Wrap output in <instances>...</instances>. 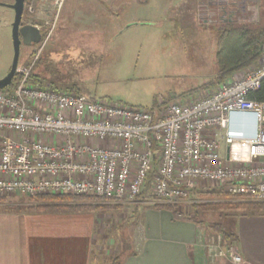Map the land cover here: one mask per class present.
I'll list each match as a JSON object with an SVG mask.
<instances>
[{
  "label": "built area",
  "instance_id": "2783aa9c",
  "mask_svg": "<svg viewBox=\"0 0 264 264\" xmlns=\"http://www.w3.org/2000/svg\"><path fill=\"white\" fill-rule=\"evenodd\" d=\"M260 55L242 78L161 112L38 88L32 63L17 86L0 90V196L95 195L131 204L151 193L176 205L209 183L264 202V101L249 98L264 78V49ZM236 112L257 117L253 137L230 129ZM218 238L207 236L208 257L242 264L236 245Z\"/></svg>",
  "mask_w": 264,
  "mask_h": 264
},
{
  "label": "rangeland",
  "instance_id": "374dc122",
  "mask_svg": "<svg viewBox=\"0 0 264 264\" xmlns=\"http://www.w3.org/2000/svg\"><path fill=\"white\" fill-rule=\"evenodd\" d=\"M0 2L12 5L15 0ZM224 8L220 4L200 5L199 0H151L146 6L133 0H28L23 23L40 28L43 38L40 44L22 45L18 72L38 61L42 78L54 83L46 84L49 89H74L96 100L161 112L165 105L178 103L182 93L215 79L218 69L213 61L218 31L227 18ZM237 11L233 18L239 21L258 23L264 17L258 5H251L246 14ZM14 17L12 9L0 7V80L13 63ZM202 60L208 61L204 70L197 67ZM243 76L241 72L235 80ZM199 186L202 190L222 189L209 183ZM0 198V213L19 206L26 210L36 201L28 194ZM140 200L143 204H123L120 210L92 213L101 220L97 235L102 237L103 232L108 241L105 249L96 244L92 264H111L113 258L122 256V244L123 250L129 251L130 218L139 210L160 204L151 193ZM200 201L192 194L174 206L184 216L203 220L206 226L223 222L228 229L245 215L200 212L195 216L193 203Z\"/></svg>",
  "mask_w": 264,
  "mask_h": 264
},
{
  "label": "crops",
  "instance_id": "0c3cea01",
  "mask_svg": "<svg viewBox=\"0 0 264 264\" xmlns=\"http://www.w3.org/2000/svg\"><path fill=\"white\" fill-rule=\"evenodd\" d=\"M133 1L140 6L151 2ZM218 3L219 0H199L200 5ZM262 3L264 0H229L223 6L225 16L234 19V22H246L233 18L237 10L241 9L246 14L250 12L251 5L259 6ZM204 60L197 66L199 69L204 70L208 64ZM215 63L217 64L213 61V65ZM209 91L211 90L183 97L186 93H182L177 102L195 101ZM229 117L230 129L247 137L255 135L257 117L252 113L236 112ZM228 152L229 149L222 143L220 154L227 157ZM131 204L143 202L137 199ZM172 215L169 211L154 208H144L134 214L130 218V239L126 242L129 251L125 252L122 244L119 252L123 258L121 264H234L226 258L208 257L204 248L207 236L218 240L219 236L206 225L197 223L191 217L176 219ZM99 218L92 213L2 212L0 264H92L96 244L103 249L108 246L103 232H100L102 237L97 235L101 223ZM233 226L237 238L236 251L243 258L242 264H264V214L241 215L235 219ZM209 232L212 233L208 234Z\"/></svg>",
  "mask_w": 264,
  "mask_h": 264
},
{
  "label": "trees",
  "instance_id": "16d2710c",
  "mask_svg": "<svg viewBox=\"0 0 264 264\" xmlns=\"http://www.w3.org/2000/svg\"><path fill=\"white\" fill-rule=\"evenodd\" d=\"M146 0L143 3H146ZM28 0L25 2V7ZM142 3V2H141ZM259 8L264 10V3L259 4ZM224 12L225 9L223 10ZM258 23L249 22H234V19L228 17L226 20L222 21L220 30L218 31L217 40V52H216V62L218 73L215 79L203 84L200 88L190 91L188 94L183 96H189L191 93H199L202 91L215 90L221 85L231 81V79L236 78V75L246 71L247 68H252L257 66L260 59L261 53L264 49V17H260ZM31 70L30 82L34 86L42 89H49L46 84H54L53 82L46 81V78H42L39 62L33 63ZM31 64L27 66L30 68ZM21 73L17 72L12 84L5 91L11 90V88L17 86L21 81ZM54 90L60 91L56 87ZM68 91H75L70 89ZM78 92V91H77ZM250 99L256 101H264V78L261 83V88L256 90L249 95ZM196 197H198L200 202L193 203V209L195 211V216H198L200 212L204 213H223L226 217H232L234 213H244L246 214H263L264 213V203L253 202L247 198H240V196L228 194L223 190H200L195 192ZM144 193H141L137 199H141ZM35 205L26 207H12L8 212H35V213H95L98 211L105 210H120L122 207L115 199L98 198L94 196H39L35 197ZM0 201H3L0 198ZM117 203V205L110 204ZM108 203V204H107ZM154 209L166 210L171 212L176 219H189L190 217L184 216V214L177 211L176 207L172 204H154ZM261 212V213H260ZM235 215V214H234ZM196 220L199 224H204L203 220ZM226 223H209L206 227L209 230L217 234L221 240L227 245H236L237 238L234 232V226L230 229L227 227ZM122 257L117 256L112 259L111 264H121Z\"/></svg>",
  "mask_w": 264,
  "mask_h": 264
},
{
  "label": "water",
  "instance_id": "95a60500",
  "mask_svg": "<svg viewBox=\"0 0 264 264\" xmlns=\"http://www.w3.org/2000/svg\"><path fill=\"white\" fill-rule=\"evenodd\" d=\"M25 2L26 0H15L12 5L0 3V7L7 6L12 9L15 16L11 27L14 48L13 63L11 64L12 67L7 76L0 80V90L8 88L18 72L21 45L23 44L24 46L31 47L42 42L43 34L40 28L35 25H22V15L24 14Z\"/></svg>",
  "mask_w": 264,
  "mask_h": 264
},
{
  "label": "flooded vegetation",
  "instance_id": "af4514ba",
  "mask_svg": "<svg viewBox=\"0 0 264 264\" xmlns=\"http://www.w3.org/2000/svg\"><path fill=\"white\" fill-rule=\"evenodd\" d=\"M0 3L2 4V2H0ZM5 5H6V4H5ZM23 15H24V14H23ZM23 15H22V16H23ZM23 17H24V16H23ZM22 25H25V24L23 23V20H22ZM22 45H23V44H22ZM22 45H21V47H22Z\"/></svg>",
  "mask_w": 264,
  "mask_h": 264
},
{
  "label": "bare ground",
  "instance_id": "6f19581e",
  "mask_svg": "<svg viewBox=\"0 0 264 264\" xmlns=\"http://www.w3.org/2000/svg\"><path fill=\"white\" fill-rule=\"evenodd\" d=\"M140 203V202H139Z\"/></svg>",
  "mask_w": 264,
  "mask_h": 264
}]
</instances>
